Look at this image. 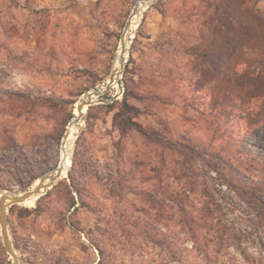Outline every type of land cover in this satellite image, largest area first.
Segmentation results:
<instances>
[{"label":"rangeland","instance_id":"1","mask_svg":"<svg viewBox=\"0 0 264 264\" xmlns=\"http://www.w3.org/2000/svg\"><path fill=\"white\" fill-rule=\"evenodd\" d=\"M138 1L0 0V196L76 127L8 208L18 264H264V0H148L102 93Z\"/></svg>","mask_w":264,"mask_h":264},{"label":"water","instance_id":"2","mask_svg":"<svg viewBox=\"0 0 264 264\" xmlns=\"http://www.w3.org/2000/svg\"><path fill=\"white\" fill-rule=\"evenodd\" d=\"M131 14H132V12H131ZM129 26H130V21L128 19L126 21L124 29L128 28ZM123 33L124 32H122L121 37L123 36ZM126 53H127L126 49H123L122 55H121V65L122 66H121L120 72L118 73L119 77H120V74L124 68V63L126 61ZM112 74H113V70L109 76V84L106 85V88L102 93H105L106 91H108L110 89V84H112V82L114 81ZM118 83L120 84V80ZM94 89L95 88H93L87 92H91ZM94 94L97 95L98 93L94 92ZM83 95H85V94H83ZM117 96L118 95H115L114 97L116 98ZM99 101H102V99L93 100L91 98V93L87 94L85 98L79 99L76 103V109L78 111L77 116H76L77 121H79L81 119V117L83 116V113L85 111L84 107L87 108L88 106L94 104L95 102H99ZM61 174H62V169L59 167H56L51 173H49V175L41 176L36 181L37 183L31 189H28L26 191H22L23 193L21 195H14L10 191V192L4 193L0 196V235H1L3 247L5 248L6 252L8 254L12 255L16 259V263H14V264H18V258L16 256L14 246L12 244V241L10 240V236L8 233V208L12 205H15V204H24L23 202L26 199L30 198L31 196H34V195H40L41 196V195L45 194L46 191L53 186L55 181L61 177ZM11 264H13V263H11Z\"/></svg>","mask_w":264,"mask_h":264},{"label":"bare ground","instance_id":"3","mask_svg":"<svg viewBox=\"0 0 264 264\" xmlns=\"http://www.w3.org/2000/svg\"><path fill=\"white\" fill-rule=\"evenodd\" d=\"M148 0H139L137 2V6L135 7L133 13L131 14L130 18H129V21H130V26L128 28H126V31L124 32V36L122 38V40L119 42V45L117 47V50H116V56H115V59H114V62H113V65H114V69H113V78H114V81H113V86L116 90H118V86L117 85V82L116 80L118 79L119 75L118 73L120 72L121 70V55H122V50L123 49H127L128 47V44H129V33L133 30V28L135 27L136 25V22L141 14V11L143 9V5L144 3H146ZM130 31V32H129ZM105 86V85H104ZM101 88V87H99ZM104 88V87H103ZM113 88V87H112ZM114 90V89H113ZM95 93H99L100 92V89L95 88L94 90H92L91 92H88L86 93L85 95H83L82 98H85L87 94L91 93V98L93 100H96V94ZM100 95V94H99ZM99 98V96H98ZM85 108V107H84ZM77 109L75 108L74 109V112H73V115L74 117L77 116ZM73 121H75L74 119L72 120V122L67 126V133L65 135V137L62 139V142H61V150H60V161H59V168L62 169V174H64V172L66 171L67 169V166H68V159H69V154H70V141L72 139V136L73 134L76 132L75 131V128L74 125H73ZM61 174V175H62ZM12 194L14 195H21L22 193L21 192H17V191H14L12 192ZM38 195H34V196H31L30 198L26 199L28 202H32ZM24 203V202H23ZM12 263H16L15 261V258L12 256Z\"/></svg>","mask_w":264,"mask_h":264},{"label":"trees","instance_id":"4","mask_svg":"<svg viewBox=\"0 0 264 264\" xmlns=\"http://www.w3.org/2000/svg\"><path fill=\"white\" fill-rule=\"evenodd\" d=\"M121 111H122V126H124L123 128H134L137 131H142L141 126L135 122L132 121L128 116L127 113L130 112L129 107L127 105V103L125 101H123L122 106H121ZM37 178L33 177L32 180H35ZM254 192V191H252ZM247 202L250 203L253 211L255 212V214L257 215L258 218H260L261 220L264 219V197L262 195H257L256 193H250V195L247 197ZM239 248V247H238ZM240 254L242 255L243 259L248 262L249 259L247 257L246 254H243V252H241L240 250Z\"/></svg>","mask_w":264,"mask_h":264}]
</instances>
